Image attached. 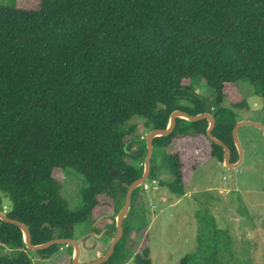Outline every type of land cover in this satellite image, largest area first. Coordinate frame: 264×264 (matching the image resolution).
Here are the masks:
<instances>
[{
  "label": "trees",
  "instance_id": "trees-1",
  "mask_svg": "<svg viewBox=\"0 0 264 264\" xmlns=\"http://www.w3.org/2000/svg\"><path fill=\"white\" fill-rule=\"evenodd\" d=\"M194 80L211 96L197 94ZM239 81L255 89L264 109V0L0 6V211L5 197L11 203L6 216L27 227L33 245L72 238L74 226L90 220L103 196L118 214L127 188L143 173L145 138L135 149L125 140L137 128L130 124L134 117L149 132L165 129L176 110L209 113L212 135L234 163L237 115L222 103L225 86ZM232 107L249 109L244 99ZM207 127L206 120L177 118L170 135L153 139V152L165 151L178 193L207 161H223ZM153 157L149 176L155 180ZM67 169L85 181L76 212L61 193L60 174ZM0 246L13 250L0 264H33L20 229L1 220ZM56 247L38 252L51 257ZM71 256L72 250L54 258L72 264ZM134 263L151 264L149 250L136 253Z\"/></svg>",
  "mask_w": 264,
  "mask_h": 264
},
{
  "label": "rangeland",
  "instance_id": "rangeland-1",
  "mask_svg": "<svg viewBox=\"0 0 264 264\" xmlns=\"http://www.w3.org/2000/svg\"><path fill=\"white\" fill-rule=\"evenodd\" d=\"M15 1L18 7L28 9H35L39 2L0 0V6H12ZM191 83L197 94L211 96L202 81ZM224 91L222 106L232 108L238 121L264 124L262 100L248 83L239 81L225 86ZM243 99L248 110L232 107ZM130 124L137 128L125 140H132L135 149L148 130L143 126V119L134 117ZM237 136L243 150V161L238 168L211 159L192 173L189 183L179 193L165 168V151L154 150L156 178L152 180L149 176L134 192L129 214L123 220L125 234L107 264H135V254L144 249L149 250L151 264H181L184 259V264H264V136L253 126L241 127ZM171 151H175V143L169 147ZM60 175L61 193L69 209L76 212L81 208L85 181L72 169ZM10 206V201L3 197L2 212L9 211ZM103 214L110 217L94 234L92 222ZM116 216L113 201L103 196L90 220L74 226L73 238L80 246L79 263L104 255L116 233ZM103 232L102 237L95 236ZM71 250V246L62 244L57 245L51 257H43L38 251L26 253L33 264H57L54 256ZM12 251L0 246V256H11Z\"/></svg>",
  "mask_w": 264,
  "mask_h": 264
},
{
  "label": "water",
  "instance_id": "water-1",
  "mask_svg": "<svg viewBox=\"0 0 264 264\" xmlns=\"http://www.w3.org/2000/svg\"><path fill=\"white\" fill-rule=\"evenodd\" d=\"M177 118L185 119V120L190 121V122H198L201 120H206L208 122V127L206 129L207 137L214 144L222 147V149H223V162L225 165H227L228 167H231V168H238L243 161V150L240 146L238 136H237L238 130L241 127L253 126V127L259 129L264 136V124H262L260 122L248 121V120H242V121L236 122V124L234 125V127L232 129V138H233L234 146L237 148V151H238V160L235 163H231L230 162L231 151L229 150V148L222 141L216 139L212 135V130L215 127V119L211 114L201 113V114H197V115H188V114H186L182 111H179V110L172 112L170 117H169V121H168V124H167L165 129H153V130L149 131L147 133V135L145 136L146 154L144 157L143 173L138 179L133 181L126 190L124 203H123L121 209L119 210V212L116 216V220H115L116 233H115V236L112 239L108 249L106 250V252L104 253V255L102 257L95 259V260H92V261H87L85 263H79L80 246L73 237L72 238H56V239H52L48 242H45L43 244L33 245V244H31V238H30L29 231L23 223H21L18 220H14V219L7 217L6 214L4 212H1V211H0V220L5 222V223L15 225L20 229V231L23 234V240H24L25 248L27 250L42 251V250L50 248L51 246L63 244V245L71 246L72 248H74V255H72V260H71L72 264H104V263H106L108 261V259L112 256L117 242L120 240V238L123 235V226H122L123 220L126 217L127 213L129 212V209L131 206V196H132L133 191L137 187L141 186L146 181V179H148V177H149V174L151 171V158H152V153H153V139L156 137H160V136L170 135L175 128V121ZM178 136H182V135L178 134ZM113 174H114V172L112 171V175ZM109 217H110L109 214H103V215H100L99 217H97L92 222V232L95 234L96 226L101 221L108 219ZM95 236L97 238H100L102 236V234L95 235Z\"/></svg>",
  "mask_w": 264,
  "mask_h": 264
},
{
  "label": "flooded vegetation",
  "instance_id": "flooded-vegetation-1",
  "mask_svg": "<svg viewBox=\"0 0 264 264\" xmlns=\"http://www.w3.org/2000/svg\"><path fill=\"white\" fill-rule=\"evenodd\" d=\"M237 160H238V157H237L236 161H237ZM236 161H235V162H236ZM235 162H234V163H235ZM73 251H74V248H72V252H73Z\"/></svg>",
  "mask_w": 264,
  "mask_h": 264
},
{
  "label": "crops",
  "instance_id": "crops-1",
  "mask_svg": "<svg viewBox=\"0 0 264 264\" xmlns=\"http://www.w3.org/2000/svg\"><path fill=\"white\" fill-rule=\"evenodd\" d=\"M97 226H98V225H97ZM97 226H96V227H97ZM104 234H105V232L102 233V236H103ZM102 236H101V237H102ZM73 253H74V251H73Z\"/></svg>",
  "mask_w": 264,
  "mask_h": 264
},
{
  "label": "built area",
  "instance_id": "built-area-1",
  "mask_svg": "<svg viewBox=\"0 0 264 264\" xmlns=\"http://www.w3.org/2000/svg\"><path fill=\"white\" fill-rule=\"evenodd\" d=\"M144 189H146V187L144 186ZM67 246V245H66Z\"/></svg>",
  "mask_w": 264,
  "mask_h": 264
}]
</instances>
